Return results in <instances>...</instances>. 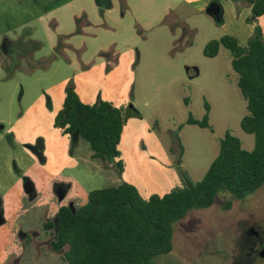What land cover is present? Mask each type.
Listing matches in <instances>:
<instances>
[{
	"label": "rangeland",
	"instance_id": "1",
	"mask_svg": "<svg viewBox=\"0 0 264 264\" xmlns=\"http://www.w3.org/2000/svg\"><path fill=\"white\" fill-rule=\"evenodd\" d=\"M224 2L218 21L189 0H0V33L26 31L0 50V264H68L67 248L52 247L58 211L92 190L127 182L144 198L162 196L186 185L182 171L195 183L226 130L254 148L229 51L203 50L224 35L246 44L256 26L264 37V16L247 0ZM69 88L85 103L126 109L123 172L53 127ZM204 100L213 131L186 124L202 118ZM263 235L264 186L243 199L220 191L174 225L173 250L153 264H247Z\"/></svg>",
	"mask_w": 264,
	"mask_h": 264
},
{
	"label": "trees",
	"instance_id": "2",
	"mask_svg": "<svg viewBox=\"0 0 264 264\" xmlns=\"http://www.w3.org/2000/svg\"><path fill=\"white\" fill-rule=\"evenodd\" d=\"M255 17L264 16V0H247ZM220 47L231 56L237 87L246 102L247 114L240 127L254 136V148L226 130L219 139V151L201 179L191 183L185 171L183 187L162 196L144 198L127 182L90 191L85 204L58 211L55 251L67 248L68 264H153L173 250L174 225L192 209L211 207L220 191L243 199L264 186V37L256 26L246 44L224 35L209 41L203 55L213 58ZM201 119L189 114L186 124L212 130L210 105L204 100ZM126 109L110 101L84 103L75 90H66L53 127L63 136L77 135L87 143L92 159L115 164L124 170L119 144L125 127ZM230 208V204L226 205ZM48 224L47 227H51Z\"/></svg>",
	"mask_w": 264,
	"mask_h": 264
},
{
	"label": "flooded vegetation",
	"instance_id": "3",
	"mask_svg": "<svg viewBox=\"0 0 264 264\" xmlns=\"http://www.w3.org/2000/svg\"><path fill=\"white\" fill-rule=\"evenodd\" d=\"M16 30H17V32L14 33ZM25 35H26V31L24 29V26H21L19 29L15 28L13 30L10 29V30L3 31L2 33H0V50L2 51V49H3L2 47L5 45L8 47H11L16 42L24 41V39L26 37ZM7 55H8V53L4 54L5 57ZM0 64L5 65L3 62V59L1 60V58H0ZM251 232H252V234H254V236H257L256 232H254L253 230ZM263 243H264V235L262 237H260V240L258 241L259 250L256 252V254H254L252 259H250V261L247 264H253V260L257 256V254L261 251Z\"/></svg>",
	"mask_w": 264,
	"mask_h": 264
},
{
	"label": "crops",
	"instance_id": "4",
	"mask_svg": "<svg viewBox=\"0 0 264 264\" xmlns=\"http://www.w3.org/2000/svg\"><path fill=\"white\" fill-rule=\"evenodd\" d=\"M189 2L190 3H192V5H193V7H195V8H197V9H200V10H203V11H205L206 12V10H207V8L209 7V5L211 4V3H213V2H215L216 4H217V6H218V8L220 9V14H219V17L218 18H216L218 21H220L221 20V18L224 16V14H225V5H224V0H189ZM242 5V4H241ZM248 9H249V11H252V8H251V6H249L248 4H244ZM253 12V11H252ZM206 14L208 15V16H210V17H212V18H215L214 16H212V15H210V14H208L207 12H206ZM257 18H260V17H255V19H257ZM249 20H254L253 19V15H252V17L250 16L249 18H248ZM77 93V92H76ZM78 94V93H77ZM80 97V96H79ZM81 99V98H80ZM64 101V100H63ZM85 103V102H84ZM61 109V108H60ZM59 109V110H60ZM58 110V111H59ZM58 130V129H57ZM61 133V132H60ZM139 191V190H138Z\"/></svg>",
	"mask_w": 264,
	"mask_h": 264
},
{
	"label": "water",
	"instance_id": "5",
	"mask_svg": "<svg viewBox=\"0 0 264 264\" xmlns=\"http://www.w3.org/2000/svg\"><path fill=\"white\" fill-rule=\"evenodd\" d=\"M206 12L208 14L214 16L215 18H218L219 14H220V9L218 8L217 4L215 2H213L209 5ZM25 190L28 192H32V186L29 182L26 183ZM1 222H2V220H0V223ZM253 264H264V243H263L261 251L254 258Z\"/></svg>",
	"mask_w": 264,
	"mask_h": 264
}]
</instances>
